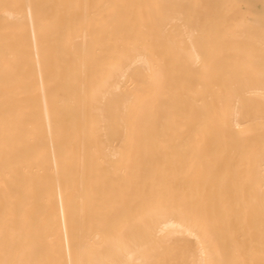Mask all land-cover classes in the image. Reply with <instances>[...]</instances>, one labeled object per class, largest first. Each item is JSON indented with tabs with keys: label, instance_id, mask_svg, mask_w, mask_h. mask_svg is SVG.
I'll list each match as a JSON object with an SVG mask.
<instances>
[{
	"label": "bare ground",
	"instance_id": "1",
	"mask_svg": "<svg viewBox=\"0 0 264 264\" xmlns=\"http://www.w3.org/2000/svg\"><path fill=\"white\" fill-rule=\"evenodd\" d=\"M56 259L264 264V0H0V264Z\"/></svg>",
	"mask_w": 264,
	"mask_h": 264
},
{
	"label": "rangeland",
	"instance_id": "2",
	"mask_svg": "<svg viewBox=\"0 0 264 264\" xmlns=\"http://www.w3.org/2000/svg\"><path fill=\"white\" fill-rule=\"evenodd\" d=\"M128 166H129V163H128V161H125V163L124 162H122V164H119V168H120V170L122 169V168H126V169H128ZM44 262V264H59L60 262H59V260L58 259H56V260H46V261H43Z\"/></svg>",
	"mask_w": 264,
	"mask_h": 264
}]
</instances>
